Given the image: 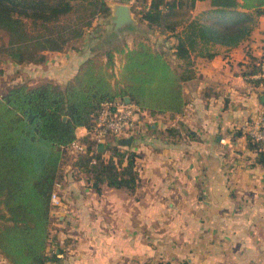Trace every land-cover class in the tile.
<instances>
[{"label": "trees", "instance_id": "trees-1", "mask_svg": "<svg viewBox=\"0 0 264 264\" xmlns=\"http://www.w3.org/2000/svg\"><path fill=\"white\" fill-rule=\"evenodd\" d=\"M138 1L139 19L174 39L170 47L180 59L177 65L166 50L143 38L132 48L95 51L63 85L21 80L0 94V255L11 264L59 260L51 247L56 182L66 184L69 175L84 178L98 192L104 184L129 190L139 185V152L110 137L102 150L91 132L105 101L130 96L146 114L183 112V84L195 73L193 53L212 57L215 44L238 45L264 14V0H211L194 17L190 11L197 0ZM110 14L108 0H0V62L40 64L49 51L80 49L75 43L95 19ZM249 57L242 74L259 85L264 78L251 75L260 71L264 54ZM79 127L88 133L81 137ZM245 136L256 151L255 162L264 166V145ZM76 138L87 148L71 153Z\"/></svg>", "mask_w": 264, "mask_h": 264}, {"label": "crops", "instance_id": "crops-1", "mask_svg": "<svg viewBox=\"0 0 264 264\" xmlns=\"http://www.w3.org/2000/svg\"><path fill=\"white\" fill-rule=\"evenodd\" d=\"M119 2L131 6L134 23L146 26L158 45L171 46L173 38L136 18L138 0H108L111 14L97 17L92 27L111 24L112 5ZM210 3L197 0L191 17ZM99 39L95 33V41L80 49L49 51L40 64L10 62L38 70L39 76L26 79L30 84L43 77L63 85L99 49ZM139 40L125 44L132 48ZM214 48L212 57L193 53L195 73L183 84V112L144 116L129 146L140 154L135 190L104 184L98 192L70 175L61 182L62 204L51 211V247L59 260L47 264H264V166L240 132L264 95V86L242 74L251 54H264V14L249 38ZM87 133L78 128L81 137ZM0 264L11 263L0 255Z\"/></svg>", "mask_w": 264, "mask_h": 264}, {"label": "built area", "instance_id": "built-area-1", "mask_svg": "<svg viewBox=\"0 0 264 264\" xmlns=\"http://www.w3.org/2000/svg\"><path fill=\"white\" fill-rule=\"evenodd\" d=\"M251 76L264 78V60L261 62L260 71ZM260 85L264 86V82ZM145 115L146 112L141 111L140 107L133 101L120 98L108 100L103 103L91 132L96 138L97 145L100 146L104 144L106 147L109 137L114 141L139 134L142 130L143 118ZM240 128L245 135L251 136L264 145L263 101L260 102L255 115L251 119L244 121ZM69 147L71 153H73L85 150L87 144L76 138L71 142ZM60 187L61 182H56L55 188L51 194L53 208L62 204V198L59 194Z\"/></svg>", "mask_w": 264, "mask_h": 264}, {"label": "rangeland", "instance_id": "rangeland-1", "mask_svg": "<svg viewBox=\"0 0 264 264\" xmlns=\"http://www.w3.org/2000/svg\"><path fill=\"white\" fill-rule=\"evenodd\" d=\"M138 17V14L136 16V18ZM135 24V25H134ZM133 26L131 25V27H127V31H125L124 33H120V34H115L113 32H111L113 24L108 21L105 20L104 24L98 25L96 24L95 27H92L91 29H89L90 31L87 32L86 34L88 36L82 38L81 40L77 41L75 43V45L77 44V46H79L81 48V46L84 47L85 42L91 44L94 41L92 40V37L95 33H100V47L98 50L103 51L105 50L107 47H110L112 45H123V44H127V40L132 41L135 43L136 40L141 39V38H145L147 37L149 42H152L154 45V48H160V49H164L166 50V52L168 53V57L170 58V60L173 62L174 65H177V59L174 58L172 56L173 51L171 50L170 47L166 46L164 43H160L159 45L157 44V42L155 41V39H152V36L150 34V32L147 30L146 26H143L141 22L137 21L136 23H134ZM94 31V34H92L91 32ZM73 49V48H72ZM71 50V49H70ZM68 51V50H67ZM38 70H29V71H25V70H19L18 67L16 66V64H12L10 61H6L3 60L0 62V94L2 92H4L7 87L15 82L21 81V80H26L29 78V76H32V73L34 74V76L37 74L38 75ZM46 78L40 77L38 78V82H42L45 81ZM69 162L64 164L65 168H68ZM54 226V223L53 225Z\"/></svg>", "mask_w": 264, "mask_h": 264}, {"label": "water", "instance_id": "water-1", "mask_svg": "<svg viewBox=\"0 0 264 264\" xmlns=\"http://www.w3.org/2000/svg\"><path fill=\"white\" fill-rule=\"evenodd\" d=\"M112 14L110 21L113 24L111 32L115 34H120L127 27L133 26L135 18L133 15L132 8L127 3H114L112 5ZM125 100L131 101L130 96H125ZM262 101L264 102V95L262 96ZM66 118V117H65ZM133 142V136H129L119 140L120 144L131 146ZM100 149L104 150L105 145L101 144Z\"/></svg>", "mask_w": 264, "mask_h": 264}]
</instances>
